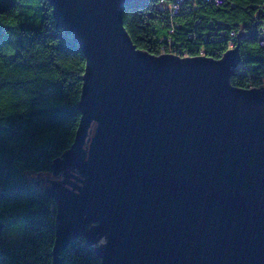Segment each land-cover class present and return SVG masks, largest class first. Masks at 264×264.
<instances>
[{
    "label": "water",
    "instance_id": "obj_1",
    "mask_svg": "<svg viewBox=\"0 0 264 264\" xmlns=\"http://www.w3.org/2000/svg\"><path fill=\"white\" fill-rule=\"evenodd\" d=\"M130 1L49 0L87 60L76 138L47 190L52 264L105 236L103 264H264V89L231 85L238 48L219 61L138 50Z\"/></svg>",
    "mask_w": 264,
    "mask_h": 264
},
{
    "label": "trees",
    "instance_id": "obj_2",
    "mask_svg": "<svg viewBox=\"0 0 264 264\" xmlns=\"http://www.w3.org/2000/svg\"><path fill=\"white\" fill-rule=\"evenodd\" d=\"M123 23L156 57L219 61L238 48L231 85L264 89V0H132ZM86 65L49 0H0V264L53 263L57 205L28 176L52 172L74 144ZM99 245L75 239L62 264H103Z\"/></svg>",
    "mask_w": 264,
    "mask_h": 264
},
{
    "label": "rangeland",
    "instance_id": "obj_3",
    "mask_svg": "<svg viewBox=\"0 0 264 264\" xmlns=\"http://www.w3.org/2000/svg\"><path fill=\"white\" fill-rule=\"evenodd\" d=\"M84 83V82H83ZM83 93V92H82ZM29 179L32 180L34 183L38 180H41V179H44L42 180L38 185L39 187L41 188H45L46 190H50L52 188V183L49 181V180H52L54 178V173L53 171L52 172H48V173H31L29 176ZM57 179L58 180H61L62 179V174L60 175H57ZM14 241L16 242H19L22 238V234L20 232H15L13 235H12ZM107 242V238L106 236L105 237H102L100 240H99V246H103L105 243ZM96 248H98V246H96Z\"/></svg>",
    "mask_w": 264,
    "mask_h": 264
},
{
    "label": "built area",
    "instance_id": "obj_4",
    "mask_svg": "<svg viewBox=\"0 0 264 264\" xmlns=\"http://www.w3.org/2000/svg\"><path fill=\"white\" fill-rule=\"evenodd\" d=\"M177 2H178V3H183L184 0H177ZM175 8H176V7H175ZM182 58H184V57H182Z\"/></svg>",
    "mask_w": 264,
    "mask_h": 264
}]
</instances>
